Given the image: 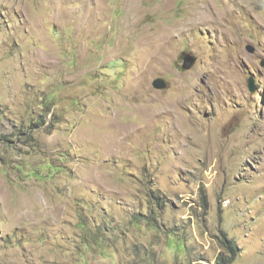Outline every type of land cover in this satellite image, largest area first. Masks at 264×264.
<instances>
[{"label": "rangeland", "instance_id": "374dc122", "mask_svg": "<svg viewBox=\"0 0 264 264\" xmlns=\"http://www.w3.org/2000/svg\"><path fill=\"white\" fill-rule=\"evenodd\" d=\"M220 255L264 264V0H0V264Z\"/></svg>", "mask_w": 264, "mask_h": 264}, {"label": "water", "instance_id": "95a60500", "mask_svg": "<svg viewBox=\"0 0 264 264\" xmlns=\"http://www.w3.org/2000/svg\"><path fill=\"white\" fill-rule=\"evenodd\" d=\"M247 49L250 52L255 51V47L252 45H248ZM182 59H183V64H182L183 69H190L192 66L195 65L196 60H197L195 55H193L192 53H187V52L182 53ZM153 86L157 89H165L167 87V82L164 78L159 77L153 81ZM248 88L250 92H254L256 90L254 78L252 76L248 78Z\"/></svg>", "mask_w": 264, "mask_h": 264}, {"label": "trees", "instance_id": "16d2710c", "mask_svg": "<svg viewBox=\"0 0 264 264\" xmlns=\"http://www.w3.org/2000/svg\"><path fill=\"white\" fill-rule=\"evenodd\" d=\"M228 244V243H227ZM225 246H226V244H225ZM228 248H229V250L233 253V255H234V251H235V249L237 248V245L236 244H234V243H229L228 244ZM227 259V258H226ZM217 262H218V264H224V263H226V260H223V257L220 255L218 258H217ZM228 263H231V258H230V260L228 261Z\"/></svg>", "mask_w": 264, "mask_h": 264}, {"label": "clouds", "instance_id": "9594fccd", "mask_svg": "<svg viewBox=\"0 0 264 264\" xmlns=\"http://www.w3.org/2000/svg\"><path fill=\"white\" fill-rule=\"evenodd\" d=\"M249 45H251V44H249ZM252 46H253V45H252ZM183 52H186V51H183ZM187 53H190V52H187ZM193 55H194V54H193ZM181 56H182V55H181ZM196 61H197V60H196ZM157 78H159V77H157ZM154 80H155V79H154ZM154 80H153V81H154ZM152 85H153V82H152Z\"/></svg>", "mask_w": 264, "mask_h": 264}]
</instances>
